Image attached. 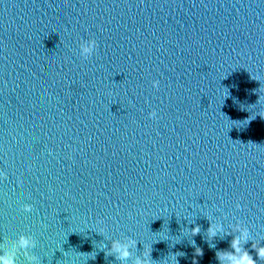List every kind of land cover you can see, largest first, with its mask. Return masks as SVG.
<instances>
[{
  "label": "water",
  "instance_id": "water-1",
  "mask_svg": "<svg viewBox=\"0 0 264 264\" xmlns=\"http://www.w3.org/2000/svg\"><path fill=\"white\" fill-rule=\"evenodd\" d=\"M261 85L264 0H0V244L120 264L99 245L130 238L125 264L149 247L153 264H219L232 235L210 248L208 218L264 244V117L241 122Z\"/></svg>",
  "mask_w": 264,
  "mask_h": 264
},
{
  "label": "clouds",
  "instance_id": "clouds-1",
  "mask_svg": "<svg viewBox=\"0 0 264 264\" xmlns=\"http://www.w3.org/2000/svg\"><path fill=\"white\" fill-rule=\"evenodd\" d=\"M96 48V40L94 38H89L87 40H82L79 44V50L81 57L87 59L89 56L94 54ZM254 79L258 80L257 77ZM152 86L154 88L159 86L158 80L152 81ZM227 89V88H225ZM256 91L259 92V98L257 103L261 99V93H264V86H260ZM229 95L228 89L227 93H223L224 97ZM247 106V110H248ZM243 109L244 106H241ZM249 111V110H248ZM250 112V111H249ZM251 113V112H250ZM257 114L261 117H264V110L258 111L255 114L251 113L246 119L241 122H246L247 125L251 120L255 119ZM149 118H156V111L153 109L149 112ZM224 115V114H223ZM227 117L226 115H224ZM228 119V117H227ZM229 120V119H228ZM230 121V120H229ZM2 171H0V175H2ZM18 182V181H17ZM25 211H30L31 205L25 204L23 205ZM210 223L209 227L206 230V238L209 241V247L214 248L215 244L211 243L214 237L218 234L223 237L225 235H232V239L230 241V250H218L216 252V259L219 261V264H257V260H264V244L259 241L254 240L249 232L247 227H242L239 223L232 226L231 229L226 230L223 224L219 222H215L208 218ZM194 224L193 221H190ZM187 231L191 236L199 233L201 231L200 225L194 224V226ZM249 240L252 241L251 247L255 249L256 258L253 259L252 254L249 253L247 249L244 248V244ZM191 243L195 245V241L191 240ZM35 240L31 235L20 234L15 240L11 242H5L0 244V264H16V255L18 251H22L24 256L27 259L28 264H41L39 258L30 253V249L35 247ZM110 248H106L103 242L100 243L99 248L105 250V255H114L116 260L120 261V264H125V262L132 256V251L134 247H136V240L126 238V239H112L110 241ZM150 247L147 248L141 255L136 256L133 264H153V261L150 259ZM88 254V259H95V252H90ZM177 255H183V253H175L171 255L170 264H179L176 259ZM195 255H202V249L200 247H195ZM164 264H169V261H165ZM195 264V259L193 261Z\"/></svg>",
  "mask_w": 264,
  "mask_h": 264
}]
</instances>
